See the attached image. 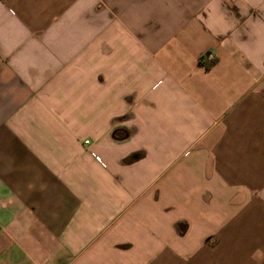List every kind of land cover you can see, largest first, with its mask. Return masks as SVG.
Instances as JSON below:
<instances>
[{"label":"crops","instance_id":"obj_1","mask_svg":"<svg viewBox=\"0 0 264 264\" xmlns=\"http://www.w3.org/2000/svg\"><path fill=\"white\" fill-rule=\"evenodd\" d=\"M0 264H264V0H0Z\"/></svg>","mask_w":264,"mask_h":264},{"label":"trees","instance_id":"obj_2","mask_svg":"<svg viewBox=\"0 0 264 264\" xmlns=\"http://www.w3.org/2000/svg\"><path fill=\"white\" fill-rule=\"evenodd\" d=\"M204 58L205 56L201 55L199 60H200V63H203L206 69H209L216 62V58L210 59L208 61L204 60Z\"/></svg>","mask_w":264,"mask_h":264},{"label":"built area","instance_id":"obj_3","mask_svg":"<svg viewBox=\"0 0 264 264\" xmlns=\"http://www.w3.org/2000/svg\"><path fill=\"white\" fill-rule=\"evenodd\" d=\"M88 141H85V143H87Z\"/></svg>","mask_w":264,"mask_h":264}]
</instances>
